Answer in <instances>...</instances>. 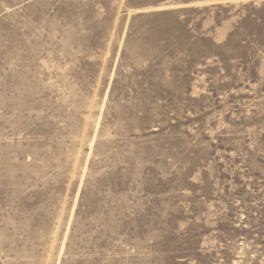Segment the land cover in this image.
<instances>
[{
	"label": "rangeland",
	"instance_id": "1",
	"mask_svg": "<svg viewBox=\"0 0 264 264\" xmlns=\"http://www.w3.org/2000/svg\"><path fill=\"white\" fill-rule=\"evenodd\" d=\"M0 264H264V0H0Z\"/></svg>",
	"mask_w": 264,
	"mask_h": 264
}]
</instances>
